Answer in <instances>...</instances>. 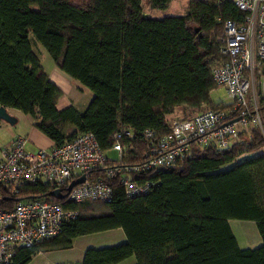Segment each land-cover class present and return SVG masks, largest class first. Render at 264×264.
Listing matches in <instances>:
<instances>
[{
    "label": "trees",
    "instance_id": "16d2710c",
    "mask_svg": "<svg viewBox=\"0 0 264 264\" xmlns=\"http://www.w3.org/2000/svg\"><path fill=\"white\" fill-rule=\"evenodd\" d=\"M169 1L149 2L157 8ZM148 9L143 0H0V105L31 115L56 146L90 131L107 153L116 133L128 128L132 137L121 139L124 164L140 162L150 143L170 131L171 119L231 106L212 99L220 87L213 69L227 60L224 22H241L246 12L229 0H189L185 14L160 18ZM39 44L94 93L84 110L58 108L64 91L41 65ZM262 146L258 127L241 131L226 149L194 145L169 166L138 172L136 179L156 183L146 193L128 196L120 174L108 178L111 201L60 199L51 193L68 187L41 179L18 194L1 184L3 208L46 198L78 210L58 235L15 247L10 264H30L40 252L72 248L80 235L119 228L125 241L89 247L82 260L68 264H119L132 255L136 264H264V152L239 157ZM230 219L255 221L262 243L242 248Z\"/></svg>",
    "mask_w": 264,
    "mask_h": 264
},
{
    "label": "built area",
    "instance_id": "2783aa9c",
    "mask_svg": "<svg viewBox=\"0 0 264 264\" xmlns=\"http://www.w3.org/2000/svg\"><path fill=\"white\" fill-rule=\"evenodd\" d=\"M224 2L226 0H216ZM246 12L243 21L224 22L221 52L227 60L213 69V77L226 89L231 106L225 109L205 108L189 118H173L170 131L152 141L142 160L124 164L121 161L124 136L132 137L128 128L116 133L112 150L119 152V161L110 164L111 157L99 145L93 132H82L70 141L56 146L29 150L28 138L17 136L10 146L0 145V185L12 186L14 194L28 182L39 179L55 189L68 187L78 178L83 182L66 190V198L73 202L91 200L111 201L114 189L108 178L120 174V183L128 196L146 193L155 182L136 179L138 172L169 166L189 155L194 145L229 148L243 130L258 127L264 136V0H229ZM258 72V73H257ZM260 78L261 89L256 88ZM153 137L155 132L147 130ZM264 152L243 151L245 156ZM105 167L104 175L93 171ZM155 183V184H154ZM78 210L66 208L61 202L46 198L20 199L12 209L0 206V264L13 261L17 246L33 245L52 238L62 231L65 221L77 217Z\"/></svg>",
    "mask_w": 264,
    "mask_h": 264
},
{
    "label": "rangeland",
    "instance_id": "374dc122",
    "mask_svg": "<svg viewBox=\"0 0 264 264\" xmlns=\"http://www.w3.org/2000/svg\"><path fill=\"white\" fill-rule=\"evenodd\" d=\"M150 0H143L149 9V13L155 17H164L169 15H182L187 12V4L189 0H170L169 4L166 7H154L151 6ZM40 45V44H39ZM42 59L44 60L45 64L49 61L50 63H54L53 59L48 51H44V55H42ZM258 73V72H257ZM78 81V80H77ZM260 78H256V88L258 90L261 89V84H259ZM72 91L70 93V97H77L80 95L84 96L82 98L83 102H87V100H91L94 93L86 88L81 82L72 83ZM81 87V88H80ZM219 87V86H218ZM82 89V90H80ZM77 94V95H76ZM212 99L215 102L222 101L223 103L229 105L232 103V99L229 98L226 89L220 86L218 89L212 92L211 94ZM175 113H181L180 111H176ZM13 114V111H12ZM15 115L19 121L11 125L10 123H6L7 126L0 127V144H4L5 142H9L13 137L17 134L24 132L26 130V114H23L21 111L16 113ZM14 115V114H13ZM31 118V117H30ZM29 150L34 151L33 147H29ZM106 155L111 157L114 160L119 159V152L109 150L107 151ZM125 233L122 229H113L108 231H102L98 233H91L86 235H80L74 239L73 247L69 249H62V250H53L48 252L39 253L36 255L30 264H68V263H75L83 259L84 253L86 252L87 248L94 247L100 248L105 246H111L119 244L125 241ZM137 259L135 255H132L119 264H136Z\"/></svg>",
    "mask_w": 264,
    "mask_h": 264
},
{
    "label": "crops",
    "instance_id": "0c3cea01",
    "mask_svg": "<svg viewBox=\"0 0 264 264\" xmlns=\"http://www.w3.org/2000/svg\"><path fill=\"white\" fill-rule=\"evenodd\" d=\"M44 51H47L42 45L36 46V52L38 53L40 59H41V65L43 66L46 73L49 75L50 80L56 83L62 90L64 91V96L59 100L58 108L63 109L69 105L76 106L79 110H84L89 102L90 99L87 100V102H83L82 98L84 99L83 95L70 97V93L72 91V83H78L79 81L73 79L71 76L66 74L64 71L60 70L55 63H50L47 61L45 64L44 60L42 59V55H44ZM54 62V61H53ZM81 88V87H80ZM82 90V89H80ZM77 95V94H76ZM13 111L14 115H17L16 113L20 110L13 109L11 110V113ZM24 114V113H23ZM26 130L24 132L17 134L15 137H13L9 142H5L4 144H0L4 147L10 146L12 141L17 136H25L28 138V145L27 147H33L34 150H37L39 147H49L53 145V140H51L47 135H45L41 130H39L35 126L34 119L31 115L26 114ZM19 121V119H18ZM17 121V122H18ZM6 121L2 120L0 123V127L7 126ZM30 149V148H29ZM2 157V154L0 152V158ZM230 225L233 230V233L235 234L237 241L239 245L242 248H253L262 243L261 235L258 231L257 224L255 221L252 220H241V219H230ZM43 253V252H40ZM39 254V253H38ZM37 254V255H38ZM36 256V255H35ZM34 256V257H35Z\"/></svg>",
    "mask_w": 264,
    "mask_h": 264
},
{
    "label": "water",
    "instance_id": "95a60500",
    "mask_svg": "<svg viewBox=\"0 0 264 264\" xmlns=\"http://www.w3.org/2000/svg\"><path fill=\"white\" fill-rule=\"evenodd\" d=\"M0 118L8 123H10L11 125H14L17 123L18 118L13 115L12 113H10L7 108L3 105H0ZM84 179L82 178H78L77 180L73 181L69 186H68V190H70L75 184L83 182ZM53 196H57L60 199H64L67 196V193L61 194L59 193L58 190L54 191L51 193Z\"/></svg>",
    "mask_w": 264,
    "mask_h": 264
},
{
    "label": "bare ground",
    "instance_id": "6f19581e",
    "mask_svg": "<svg viewBox=\"0 0 264 264\" xmlns=\"http://www.w3.org/2000/svg\"><path fill=\"white\" fill-rule=\"evenodd\" d=\"M56 191V190H55ZM65 200V199H64Z\"/></svg>",
    "mask_w": 264,
    "mask_h": 264
}]
</instances>
